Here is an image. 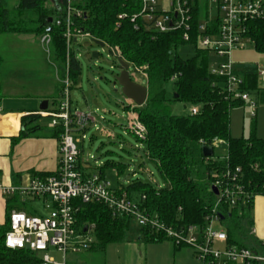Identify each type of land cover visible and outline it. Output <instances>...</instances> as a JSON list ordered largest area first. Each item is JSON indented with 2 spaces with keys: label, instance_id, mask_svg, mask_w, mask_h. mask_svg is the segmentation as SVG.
Here are the masks:
<instances>
[{
  "label": "trees",
  "instance_id": "obj_1",
  "mask_svg": "<svg viewBox=\"0 0 264 264\" xmlns=\"http://www.w3.org/2000/svg\"><path fill=\"white\" fill-rule=\"evenodd\" d=\"M47 1L19 0V14L15 17L7 0H0V40L10 34L41 37L46 28L52 27V53L61 80L65 77L66 42L63 28L51 25L49 19L61 16L59 10L66 6L67 0H49V7L46 6ZM74 7L82 12L80 18H74L77 27L109 47L117 48L122 61L144 69L147 77V102L145 106L135 108L147 129V135L145 140H137L142 143L147 159L155 165L166 187L135 180L128 186L120 185L117 190L126 192L146 213L157 216L167 227H203L206 216L217 202V195L212 188L214 175L225 170L226 161L215 154L212 158H205L202 148L209 146L214 149L222 144L227 147L230 166L241 169L240 177L246 189L255 197H264V139L257 137L255 126L247 138L231 136L230 112L243 103L225 99L222 81L210 74L212 55L209 51L197 48L194 40L191 44L185 43L182 30L161 34L150 29L142 20L132 22V17L140 11L136 0H79ZM22 13L30 14L33 19L25 24L34 25V29L24 26V20H20ZM120 15H125V18L119 19ZM195 23H199V20L196 19ZM252 29L255 49L264 53V21L257 22ZM184 45L194 49L192 58L183 59L179 55L178 50ZM3 63L0 54V98ZM235 70L245 79L244 89L257 95L264 104V88L259 87L257 66L237 65ZM81 71L80 62L73 52L70 57V76L75 84ZM171 81L175 83L176 91L174 97L169 99L164 85ZM61 88L59 84L60 93ZM177 101L190 105L192 110L197 109V114H173L171 104ZM42 118L41 114L22 117L20 138L41 131L43 127L37 122ZM62 133L63 130L57 127L52 136L60 141ZM78 166L85 174L81 157ZM110 170H117L118 175H121L126 165L107 161L98 173L105 178ZM254 208L255 198L248 201L241 198L235 207L225 202L219 205L218 212L229 244L250 246L249 229L254 224ZM10 212L7 223L0 226V264H41V257L37 253L27 249L6 248ZM76 218L81 228L94 225L95 242L88 251L101 253H106L109 245L122 242L132 224L129 217L116 216L99 202L80 203ZM140 237L147 244L168 241L162 233L150 228H141ZM174 249L180 251L184 248L174 246Z\"/></svg>",
  "mask_w": 264,
  "mask_h": 264
},
{
  "label": "built area",
  "instance_id": "obj_2",
  "mask_svg": "<svg viewBox=\"0 0 264 264\" xmlns=\"http://www.w3.org/2000/svg\"><path fill=\"white\" fill-rule=\"evenodd\" d=\"M79 0H67L60 17L52 18L51 25L63 28L67 58L65 77L61 83V101L58 111L45 114L51 118L48 127L63 130L59 147V167L55 174L47 177H35L27 186L4 188L5 195L18 194L23 203L29 200L43 202L47 216H32L25 211L14 209L9 214L10 230L5 236V246L10 250L26 249L41 257V264H67L68 253L88 251L95 242L94 225L81 228L77 225V214L81 204L99 202L105 204L116 216H127L141 228H150L162 233L174 246L192 250L199 264H264V236H259L256 228L249 229L251 237L249 247H239L228 243L227 233L222 227V217L218 212L222 202L235 207L241 198L256 200L257 197L246 189L241 180V169L230 166L229 156H225L226 167L214 175L212 188L218 190L217 202L212 212L206 216L203 227H167L157 216H152L140 204L128 197L126 192H119L112 183L99 173L84 174L78 166L82 152L78 148L89 123H96L92 113H82L73 109L71 89L74 80L70 76V57L75 53L74 46L79 38L96 39L82 28L76 26L74 18H80L82 12L74 7ZM140 11L132 17V22L142 20L149 28L158 33H170L182 30L183 41L191 44L194 40L197 48L209 51L225 62L210 64V74L222 81L226 100L248 105L253 117L257 102L253 94L244 89L245 79L236 73L232 61L235 49H244L245 42L255 47L252 26L264 21V0H136ZM217 13L214 15V13ZM125 18L120 15L119 19ZM198 19L199 23H195ZM52 27L46 28L40 37L44 51L52 53ZM100 41V40H99ZM104 43V42H103ZM105 47H109L104 43ZM119 66V51L111 48ZM129 65V64H128ZM133 67L135 72L144 69ZM131 76V75H130ZM257 77L264 81V70L257 67ZM131 109V108H130ZM129 130L139 140H145L147 129L140 121L137 112L131 109ZM1 112V109H0ZM197 109L192 110L196 115ZM43 115V113L41 114ZM222 145V144H220ZM217 147V146H216ZM82 166L90 168L82 158ZM264 198V197H263ZM145 199V197H143ZM86 229V231H85ZM255 239V240H254ZM55 249L64 255V262L58 263L46 252Z\"/></svg>",
  "mask_w": 264,
  "mask_h": 264
},
{
  "label": "rangeland",
  "instance_id": "obj_3",
  "mask_svg": "<svg viewBox=\"0 0 264 264\" xmlns=\"http://www.w3.org/2000/svg\"><path fill=\"white\" fill-rule=\"evenodd\" d=\"M7 2L9 8L15 12V17H18L19 0H7ZM46 6H51L49 0ZM22 14L20 20H24V26L34 29V25L25 24L33 19L29 16L30 14ZM216 14L215 12L214 15ZM244 47V49H235L232 52L233 63L242 66L255 65L264 70V53L257 51L250 42H245ZM74 50L82 71L77 79V84L71 89L72 107L82 113H92L97 119L96 123L88 124L84 133L85 139H82V133L77 135V138L81 139L78 148L82 152L83 160L89 163L93 174L98 173L99 168L107 161L125 164L126 170L119 177L115 175L116 173L114 175L110 173V179L113 182L124 186L139 180L158 187H166L155 165L147 159L142 143L129 130L131 109L138 107L122 94L118 85H115V77L120 74V70L110 48L97 46L90 38H79ZM0 52L4 58L2 74L11 70L26 75L29 70H34L35 77L33 79L20 77V80L16 79V81H29L33 84L30 85L33 90L52 92V88L56 86L55 68L57 63L53 55L49 56L44 51L40 37L32 34L5 35L0 43ZM94 53H98V58L93 57ZM178 53L183 59H190L195 55L194 49L189 45L181 46ZM210 62L213 65L225 62V59L211 56ZM130 75L137 84L147 85L144 74L135 72L133 67L130 68ZM1 80L9 81L2 75ZM259 87L264 88V81L261 79H259ZM164 89H166L167 97L172 99L176 91L175 83L171 81L165 84ZM59 93L57 89L54 90L53 95L55 96L49 100L51 109L55 106V97H60L61 101ZM259 107L256 121L257 136L264 135V104L260 102ZM244 109L243 106H239L231 110V131L238 134L245 132V136L249 137L254 122L249 111ZM171 112L178 116H188L192 113V108L188 104L177 101L171 104ZM50 122L51 118L43 119L42 124L48 123L49 125ZM214 154L217 158L225 159L227 149L224 145H219L215 147ZM256 202L259 208L257 210L260 211L253 213L254 224L252 227L256 228L261 236L264 234V200L258 198ZM34 206L41 214H47L42 203L37 202ZM222 225V223H217L216 227L221 229ZM140 229L141 227L132 222L126 238L122 242L109 245L106 253L93 250L76 254L68 253L66 263L182 264L181 261L186 260L193 264H199L193 257L192 250L188 248L175 251L170 241L159 244L145 243L140 237ZM46 253L54 257L58 263L65 260L64 255L55 249H50Z\"/></svg>",
  "mask_w": 264,
  "mask_h": 264
},
{
  "label": "crops",
  "instance_id": "obj_4",
  "mask_svg": "<svg viewBox=\"0 0 264 264\" xmlns=\"http://www.w3.org/2000/svg\"><path fill=\"white\" fill-rule=\"evenodd\" d=\"M235 65L237 66L238 64ZM33 72L35 71L29 70L28 73H26V75L23 74V76L18 71L9 70L7 73L2 74V76H4L5 79H9V81H2V96L0 98V226H3L7 223L8 212L14 209L25 211L32 216H46L47 214H41L34 206L35 203L40 201L29 200L27 203H23L18 194L8 196L4 194L3 189L8 187L19 188L27 186L35 177L43 178L55 174L59 167L60 141L52 136L53 130L48 127V123L45 125L42 124L43 119H50L49 117H46L45 114L58 111L60 106V97L54 98L55 106L52 109L50 108L49 101L50 98L55 96L53 95L54 90H58L59 84H61L59 69L56 64V86L52 88V92L50 93L44 92L42 90H33L32 86H30L33 84H31L29 81H16V79H19L20 77H28L33 79L35 77ZM145 79L147 81V77H145ZM146 87L148 88V84ZM253 97L257 102L255 117L251 115L248 105H241L243 108H245L244 110H247V112L249 111V115L253 119L254 123L251 126V130L253 126L256 128V121L260 109V101L258 96L253 94ZM45 101L48 102V108L46 111H41L40 106ZM42 113L43 118L37 122V125H41L43 129L29 137L20 138L22 130V117L28 114ZM230 132L231 136L234 138H240V136L244 138L248 137L245 136V132H242L241 134L234 133V131L232 132L231 122ZM257 137L264 139V135H258ZM226 155H228V150ZM89 167L90 168H86L84 166V171L86 174L93 173V169L91 166ZM110 173L113 175L116 173L115 175L119 177L120 175H118L117 170L108 171L106 178L112 183L114 188H120V183L113 182L112 179H110ZM258 198L264 200L263 197H257L256 199ZM40 203L43 204V202ZM257 209L259 208L255 200L254 212L257 211L258 213L260 211ZM261 236L263 237L264 234ZM181 263L193 264L191 261L187 262L186 260L181 261Z\"/></svg>",
  "mask_w": 264,
  "mask_h": 264
},
{
  "label": "water",
  "instance_id": "obj_5",
  "mask_svg": "<svg viewBox=\"0 0 264 264\" xmlns=\"http://www.w3.org/2000/svg\"><path fill=\"white\" fill-rule=\"evenodd\" d=\"M53 19H49V23H52ZM94 44L100 47H105L104 43L99 40H95ZM98 53H94L93 57L98 58ZM120 74L115 77V85L121 88L122 94L129 100L133 101L137 107L141 108L145 106L148 99V88L134 82L129 74V65L119 60ZM48 108V102L45 101L41 104L40 110L46 111ZM203 156L205 158H212L214 156V149L209 146L202 148ZM213 191L218 195V190L213 187ZM86 231V229H85ZM28 250V248H26Z\"/></svg>",
  "mask_w": 264,
  "mask_h": 264
}]
</instances>
